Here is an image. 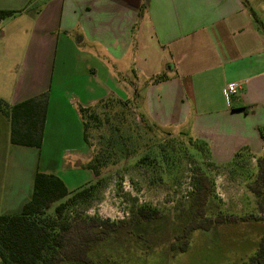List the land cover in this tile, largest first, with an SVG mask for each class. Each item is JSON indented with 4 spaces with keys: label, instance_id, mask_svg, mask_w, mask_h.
I'll list each match as a JSON object with an SVG mask.
<instances>
[{
    "label": "crops",
    "instance_id": "crops-1",
    "mask_svg": "<svg viewBox=\"0 0 264 264\" xmlns=\"http://www.w3.org/2000/svg\"><path fill=\"white\" fill-rule=\"evenodd\" d=\"M29 1L0 0V10ZM32 1L33 9L16 15L24 21L7 32L0 28V99L14 105L47 92L43 137L54 114L56 68L69 54L86 93L72 104L130 103L141 83L150 123L174 128L191 118L193 136L209 145L211 162L226 167L245 147L243 157L255 163L263 148L264 38L249 2L264 12V0ZM158 75L164 79L153 83ZM229 85L236 89L226 98ZM40 150L10 145L9 122L0 114V215L19 214L34 175L51 174L49 166L40 168ZM83 159H90V150Z\"/></svg>",
    "mask_w": 264,
    "mask_h": 264
},
{
    "label": "rangeland",
    "instance_id": "rangeland-1",
    "mask_svg": "<svg viewBox=\"0 0 264 264\" xmlns=\"http://www.w3.org/2000/svg\"><path fill=\"white\" fill-rule=\"evenodd\" d=\"M249 3L253 6L254 26L264 38V12L255 7L253 2ZM35 4L31 0L20 9L13 8L15 14L2 21L1 32H7L16 27L19 21H24V16L16 15L21 10L33 9ZM67 57L66 64L56 68L58 73L60 70L63 73H56L53 78L54 114L50 111L47 117V130L39 152L40 168L49 166L51 174L63 180L70 193L94 185L89 196L70 208L69 213H81L83 217L96 216L117 227L91 246L89 264L247 262L264 237V214L259 213L257 199L247 189L255 178V163L250 164L244 159L240 164L214 167L204 145L194 140L198 138L193 136L191 118L187 124L175 129L154 123L156 126H152L144 118L141 83L138 97L134 96L130 101L132 118L125 116L126 119L120 122L121 119L113 113L117 108L105 115L102 112L108 107L100 104L91 107L92 111L99 114L101 123L96 130H90L88 139L92 145H86L82 137V121L80 117L77 118L83 101L71 103L76 96H86L81 88L83 74L81 68L75 73V59H70L69 54ZM68 60L70 64L67 65ZM141 78L139 75L140 82ZM189 107L192 109V105ZM145 124L148 126L145 127ZM247 126L252 128L254 124L248 123ZM263 126L258 128V132L260 130L264 135ZM97 148L101 152L98 176L95 177L86 168L89 160L83 159V154L90 150L91 159ZM245 149L242 147L236 153H242ZM197 172L207 175L213 184V195L206 205V218L213 219L221 214L239 219L248 217L249 220L214 224L208 231H193L187 250L183 253L174 252L170 244L174 243L176 248L181 244L182 240L177 237L193 218L191 183ZM66 199L53 203L48 214L52 215L54 208ZM142 205L157 209L159 218L149 222L137 220L134 212ZM251 216L262 217V220L254 222Z\"/></svg>",
    "mask_w": 264,
    "mask_h": 264
},
{
    "label": "trees",
    "instance_id": "trees-1",
    "mask_svg": "<svg viewBox=\"0 0 264 264\" xmlns=\"http://www.w3.org/2000/svg\"><path fill=\"white\" fill-rule=\"evenodd\" d=\"M14 14L12 11L0 10V22ZM163 79V75H158L152 79V82L156 83ZM100 105L108 107L102 112L105 115L110 114L111 109L117 108L118 110L113 113L121 119V121L118 119L120 122L126 119L125 116L132 118L129 102L108 99L100 102ZM47 108V92L14 105H9L0 99V114L9 122L10 145L40 149ZM79 114L82 121L83 141L86 145H92L88 138L90 130H96L101 123L99 114L92 111L91 107H80ZM259 135L263 141L262 154L255 160V178L247 189L257 199L259 213L264 214V135L260 130ZM194 140L204 145L210 163L214 167H221L211 162L208 145L202 140ZM100 152L99 148L94 150L93 157L89 159L86 167L95 177L98 176ZM247 153V148L242 153H236L230 166L243 162L245 159L243 155ZM93 189L94 185H89L70 193L65 183L57 176L37 172L33 178L31 197L23 205L20 213L0 215V264H62L63 262L89 264L91 246L103 240L104 235L109 231L117 228L113 223L96 216L83 217L81 213H69V209L88 197ZM191 189L190 206L193 218L177 237L182 240L181 244L177 248L174 243L170 244L171 251L185 252L189 245V236L193 231H208L214 224L248 222V217L239 219L236 216L221 214L213 219L205 217L206 205L213 195V184L204 173L197 172L193 175ZM64 198L67 199L54 208L53 214H48L50 206ZM134 216L139 221L149 222L159 218L160 213L157 209L142 205L135 210ZM250 218L254 222L262 220V217ZM243 264H264V237L260 239L255 254Z\"/></svg>",
    "mask_w": 264,
    "mask_h": 264
},
{
    "label": "built area",
    "instance_id": "built-area-1",
    "mask_svg": "<svg viewBox=\"0 0 264 264\" xmlns=\"http://www.w3.org/2000/svg\"><path fill=\"white\" fill-rule=\"evenodd\" d=\"M235 89H236L235 85H229L228 87H226V89L224 91L225 97L227 98L228 95L234 94L235 93Z\"/></svg>",
    "mask_w": 264,
    "mask_h": 264
}]
</instances>
